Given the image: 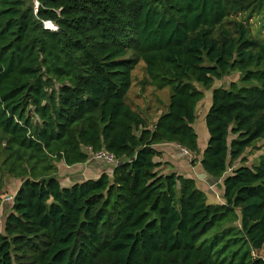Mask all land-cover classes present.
I'll list each match as a JSON object with an SVG mask.
<instances>
[{"label": "trees", "instance_id": "obj_1", "mask_svg": "<svg viewBox=\"0 0 264 264\" xmlns=\"http://www.w3.org/2000/svg\"><path fill=\"white\" fill-rule=\"evenodd\" d=\"M38 1L0 0V191L22 179L0 264H264V153L233 167L264 148V37L249 23L264 27V0ZM141 61L143 83L170 88L152 128L127 101ZM161 143L222 180L224 203L161 173ZM100 150L119 160L111 175L61 185L57 161Z\"/></svg>", "mask_w": 264, "mask_h": 264}, {"label": "crops", "instance_id": "obj_2", "mask_svg": "<svg viewBox=\"0 0 264 264\" xmlns=\"http://www.w3.org/2000/svg\"><path fill=\"white\" fill-rule=\"evenodd\" d=\"M209 94V93H208ZM207 96V94H206ZM212 100V97H211ZM211 100L206 98L202 101L199 108V119L205 120V116L207 111L210 108ZM155 114L151 117L152 121L149 123L150 128L154 126L156 121L158 120L160 114L164 112L159 107H155ZM196 122L194 123L195 127ZM199 144H201V151L207 145L209 139L208 130L203 128L202 134L199 133ZM155 148L158 150L159 154L155 156L154 160L157 163H160L159 170L163 174L170 173H178L185 177L193 178L196 180L197 185L207 192L209 195V199L211 201H219L224 203V189L222 194L219 193L216 186H220L222 184V180L214 181L209 175H205L201 165L199 162L192 164L191 153L187 154L185 152V148L181 147L177 143H161L157 144ZM241 163L237 161L233 167L239 166ZM57 168V177L60 180V183L63 187H70L76 183H80L89 179H96L100 177L104 173L112 174V165H108L100 160H96L94 158H89L88 161L84 163H77L74 165H67L64 160L57 161L55 163ZM22 183V179H12L9 182V185L4 188V191H0L1 197L3 195H14L20 184ZM6 190V191H5ZM219 195V197H218ZM10 203V204H9ZM12 207L11 200L5 201L1 198L0 203V232L3 231L5 218L10 212Z\"/></svg>", "mask_w": 264, "mask_h": 264}, {"label": "rangeland", "instance_id": "obj_3", "mask_svg": "<svg viewBox=\"0 0 264 264\" xmlns=\"http://www.w3.org/2000/svg\"><path fill=\"white\" fill-rule=\"evenodd\" d=\"M261 20L262 19L260 16L253 17L252 19L249 20V23L252 27L254 35L264 37V27L260 29V27L262 26ZM145 78H146L145 63L141 61L139 62V64H137V66L132 72V86L127 95V101L134 110L141 113L150 123L152 121L151 117L155 114V110H154L155 107H159L161 110L164 111L168 110V105L170 104V88L165 87L159 89L152 85H148L146 83H143ZM238 78H239V74L233 73L227 76L226 78H224L222 81L226 82L225 85H227L232 81L238 80ZM216 85L217 84L215 83L213 87L210 89V91H207L206 98H209L211 100L212 97L211 90ZM203 128L207 130L205 120L199 119L198 121H196L195 129L197 131V134L199 133L202 134ZM263 153H264V148H262V145L259 144L256 147L249 148L246 152V160L244 162L243 161H239V162L241 164L243 163L253 164L256 162L257 157ZM3 173L4 172L1 171V175ZM12 179L16 180L17 177H13L12 175H9L7 173L4 174L1 191L2 190L4 191V188L7 187V185H9V182ZM216 187L219 193L222 194L224 189L223 183L220 186H216ZM4 197L5 195H3L1 198L4 199ZM258 254L264 258V246L261 252Z\"/></svg>", "mask_w": 264, "mask_h": 264}, {"label": "built area", "instance_id": "obj_4", "mask_svg": "<svg viewBox=\"0 0 264 264\" xmlns=\"http://www.w3.org/2000/svg\"><path fill=\"white\" fill-rule=\"evenodd\" d=\"M34 3H35V12L38 11V8L40 6V3L38 0H34ZM45 27L48 28V29H51V30H56L57 27L55 26V24L52 22V21H46L45 22ZM91 148L88 149V151H90ZM185 152L187 154H189L190 152L186 149H184ZM90 158H94L96 160H100L108 165H112V166H115L119 163V160L114 156V154L112 153H109L105 150H100V151H97V152H94V153H91V156ZM219 197V195H218ZM13 199V195H7L5 196V201H8V200H12Z\"/></svg>", "mask_w": 264, "mask_h": 264}, {"label": "water", "instance_id": "obj_5", "mask_svg": "<svg viewBox=\"0 0 264 264\" xmlns=\"http://www.w3.org/2000/svg\"><path fill=\"white\" fill-rule=\"evenodd\" d=\"M206 175V174H205Z\"/></svg>", "mask_w": 264, "mask_h": 264}]
</instances>
